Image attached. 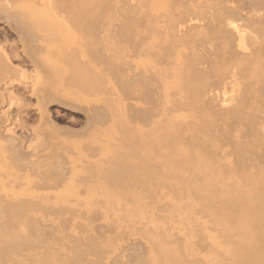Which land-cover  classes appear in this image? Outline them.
<instances>
[{
	"label": "bare ground",
	"instance_id": "1",
	"mask_svg": "<svg viewBox=\"0 0 264 264\" xmlns=\"http://www.w3.org/2000/svg\"><path fill=\"white\" fill-rule=\"evenodd\" d=\"M116 260L264 264V0H0V264Z\"/></svg>",
	"mask_w": 264,
	"mask_h": 264
},
{
	"label": "rangeland",
	"instance_id": "2",
	"mask_svg": "<svg viewBox=\"0 0 264 264\" xmlns=\"http://www.w3.org/2000/svg\"><path fill=\"white\" fill-rule=\"evenodd\" d=\"M5 108H8V106H6ZM9 108H8L9 109L8 118L15 120V118L18 117L17 116L18 112L17 110H15L16 107L15 105H12V106H9ZM48 109H49L48 110L49 116L51 115L50 116L51 123L58 131L74 135L75 133L81 132L86 128L87 120L85 119V116H83L84 113L82 112L81 109L74 108L69 105L65 106V104H58V103L55 104L54 102H52V104L51 103L48 104ZM27 115L24 118L22 129L19 126L18 128H16L18 131L24 130V132H27V131L29 132L30 130L33 129V126L36 128L39 125L38 123L39 120L36 117V115L33 114V112H30ZM260 115H263V114H260ZM35 123L37 124V126ZM24 127L28 130L26 131ZM19 128L21 130H19ZM120 262H121L120 260L119 261L116 260L114 264H123L122 262L121 263Z\"/></svg>",
	"mask_w": 264,
	"mask_h": 264
}]
</instances>
